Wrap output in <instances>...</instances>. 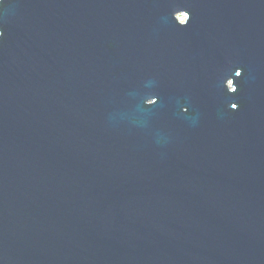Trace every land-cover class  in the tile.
Wrapping results in <instances>:
<instances>
[{
	"label": "water",
	"instance_id": "95a60500",
	"mask_svg": "<svg viewBox=\"0 0 264 264\" xmlns=\"http://www.w3.org/2000/svg\"><path fill=\"white\" fill-rule=\"evenodd\" d=\"M0 264H264V0H0Z\"/></svg>",
	"mask_w": 264,
	"mask_h": 264
},
{
	"label": "snow or ice",
	"instance_id": "6c2138e0",
	"mask_svg": "<svg viewBox=\"0 0 264 264\" xmlns=\"http://www.w3.org/2000/svg\"><path fill=\"white\" fill-rule=\"evenodd\" d=\"M236 74H237V75H240L241 73H240V72H237ZM233 107H237V106H236V105H234Z\"/></svg>",
	"mask_w": 264,
	"mask_h": 264
}]
</instances>
